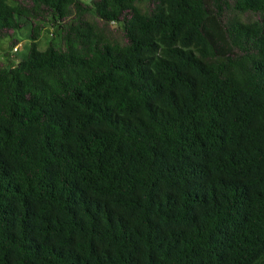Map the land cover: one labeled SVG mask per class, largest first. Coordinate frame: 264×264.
Masks as SVG:
<instances>
[{"label": "trees", "instance_id": "16d2710c", "mask_svg": "<svg viewBox=\"0 0 264 264\" xmlns=\"http://www.w3.org/2000/svg\"><path fill=\"white\" fill-rule=\"evenodd\" d=\"M24 27L0 264H264V0H0Z\"/></svg>", "mask_w": 264, "mask_h": 264}, {"label": "rangeland", "instance_id": "374dc122", "mask_svg": "<svg viewBox=\"0 0 264 264\" xmlns=\"http://www.w3.org/2000/svg\"><path fill=\"white\" fill-rule=\"evenodd\" d=\"M84 2L89 3L90 0H82ZM50 31L43 30L41 32L40 38L37 40V47L40 50H43L46 47V40L50 37ZM14 38L18 40V45L16 47V51H12V48L8 46L9 38H0V62L3 64H13L16 62L15 56L12 58L10 56H6L7 54L12 55L16 54L17 56H21L25 54L30 46V39L28 38V28L24 27L22 30L15 33ZM56 44L59 45V40H55Z\"/></svg>", "mask_w": 264, "mask_h": 264}]
</instances>
